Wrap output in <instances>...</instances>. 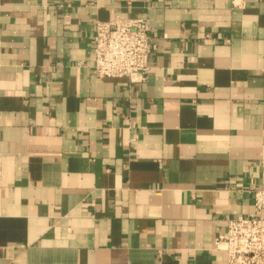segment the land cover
<instances>
[{"label":"crops","instance_id":"1","mask_svg":"<svg viewBox=\"0 0 264 264\" xmlns=\"http://www.w3.org/2000/svg\"><path fill=\"white\" fill-rule=\"evenodd\" d=\"M235 2L0 0V264H226L264 186V0ZM116 14L144 81L92 69Z\"/></svg>","mask_w":264,"mask_h":264},{"label":"built area","instance_id":"2","mask_svg":"<svg viewBox=\"0 0 264 264\" xmlns=\"http://www.w3.org/2000/svg\"><path fill=\"white\" fill-rule=\"evenodd\" d=\"M150 29L145 17L116 14L108 20H96L95 75L144 81L150 68ZM250 191L253 210L228 217L226 228L214 242L225 252L226 264H264V186L252 185Z\"/></svg>","mask_w":264,"mask_h":264}]
</instances>
